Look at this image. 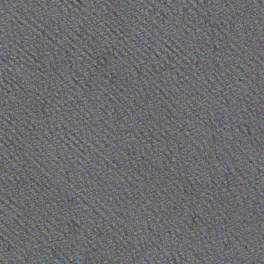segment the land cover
I'll return each mask as SVG.
<instances>
[{
  "label": "water",
  "instance_id": "95a60500",
  "mask_svg": "<svg viewBox=\"0 0 264 264\" xmlns=\"http://www.w3.org/2000/svg\"><path fill=\"white\" fill-rule=\"evenodd\" d=\"M0 264H264V0H0Z\"/></svg>",
  "mask_w": 264,
  "mask_h": 264
}]
</instances>
